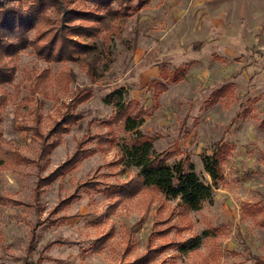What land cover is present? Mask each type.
Here are the masks:
<instances>
[{
    "label": "rangeland",
    "instance_id": "374dc122",
    "mask_svg": "<svg viewBox=\"0 0 264 264\" xmlns=\"http://www.w3.org/2000/svg\"><path fill=\"white\" fill-rule=\"evenodd\" d=\"M65 1L79 10L93 9L90 3ZM46 15L56 19L49 12ZM167 15L166 0H150L142 9L129 13L119 30L101 32L98 38L110 65L97 82L90 80L81 63H48L30 48L15 59H4L13 79L0 86V149L12 150L14 158L0 155V264H122L144 254L147 247L186 241L204 231L209 235L201 237L197 250L180 253L172 245L150 264H254L252 258L256 257L264 261V74L256 75L252 86L240 79L235 90L212 105V89L202 88L192 74L178 84L160 81L166 91L158 93L159 83L141 82L136 65L141 52L150 48L152 37L166 28ZM33 35L34 31L29 33V37ZM122 87L124 98L143 108L139 131L153 140V149L176 153L169 163L185 158L210 184L201 157L210 154L220 141L226 145L220 161L222 179L213 187L212 199L200 210L181 216L177 199H164L156 191L144 189L124 200L110 218L99 220L107 200L99 192L80 191L81 197L62 212L71 218L60 226L37 228L31 242L30 230L37 218L43 219L78 184L92 180L106 187L125 183L136 174L135 168L118 162L119 151L104 140L108 133L115 142L123 139L117 123L108 125L114 108L104 100ZM83 89L90 90L89 97L76 104L74 96ZM71 99L76 104L73 113L82 119L60 136L42 175L65 161L87 131L103 138L86 146L94 150L93 156L44 190L43 212L38 216L25 205L30 203L37 178L32 161L38 151V135L49 136ZM168 226L172 228L166 238L156 234ZM110 231L112 237L94 253L91 245ZM57 239L71 243L43 250Z\"/></svg>",
    "mask_w": 264,
    "mask_h": 264
},
{
    "label": "trees",
    "instance_id": "16d2710c",
    "mask_svg": "<svg viewBox=\"0 0 264 264\" xmlns=\"http://www.w3.org/2000/svg\"><path fill=\"white\" fill-rule=\"evenodd\" d=\"M69 1L74 2L75 0ZM78 1L82 2L83 5L90 3L93 9L79 10L70 7L65 0H0V86L9 84L13 79L12 71L6 67L4 59H15L20 52L27 48H30L36 56L48 63H81L86 68L90 80L99 81L109 68L110 57L104 56V50L101 48L103 43H100L98 35L109 30H119V25L128 20L129 13L134 9H142L150 0ZM46 12L55 15L56 19L51 20ZM44 26L47 29L42 31ZM33 31V37H29V33ZM90 39L92 41L89 42ZM183 75V70L172 72H168L166 69L161 70L164 81L171 83L177 82ZM55 81L60 83L62 79L56 78ZM156 88L158 93L166 91L165 84L157 85ZM77 91L74 96L76 104L89 97V89ZM224 93V89L213 92L212 103L222 98ZM124 94L125 89L122 87L104 98L105 102L114 108V118L108 120V125L117 123L123 133V139L120 142H115L112 134L108 133L109 138L104 140L113 144L119 151L120 159L118 162H122L125 167L135 168L136 174L125 183L106 187L104 184L92 180L78 184L70 195L59 199L43 219L37 218L35 224L31 226V242L36 238L35 231L37 228L60 226L71 218L70 215L62 212L73 201L81 197L80 191L89 192L93 190L101 193L107 200L108 206L99 220L110 218L124 200L136 196L144 189L154 190L164 199H177V204L181 209L178 215L181 216L200 210L205 202L212 199L213 187L222 179L220 161L227 152L226 145L220 141L215 144L210 154L201 157L204 172L211 180L209 184L194 171L193 165L188 163L185 158L181 157L177 161L169 163V160L176 155L175 152L157 153L153 149V140L139 131L145 114L143 108L134 100H126ZM73 104V99H71V103L64 106L63 111L59 114V119L54 122L50 129L49 136L38 135V151L36 158L32 161L37 178L31 189L30 203L25 204L31 207L38 216L43 212L41 197L44 190L55 180L72 171L77 164L93 156L94 150L86 148V146L94 139L101 141L103 138L100 137L102 135H93L87 131L76 143V148L65 161L46 175H42L47 167L48 156L58 146L60 136L66 133L70 125L82 119V115L73 113V108L76 105L73 106ZM52 137L54 139L48 141ZM0 155L3 156L2 158H14L10 149L6 151L0 149ZM11 203L18 206L24 205L18 201H11ZM170 228L172 227L168 226L163 231H157L156 234L166 238ZM208 235V231L202 233V236ZM202 236L194 235L186 241L175 244L168 242L163 246L147 247L144 254L122 264L153 263L161 250L172 245L180 253L195 251L200 246ZM111 237L112 232L110 231L97 239L90 249L94 253H98L102 245ZM70 243L66 240L57 239L48 242L43 250L54 245ZM252 259L254 264L264 263L257 257Z\"/></svg>",
    "mask_w": 264,
    "mask_h": 264
},
{
    "label": "crops",
    "instance_id": "0c3cea01",
    "mask_svg": "<svg viewBox=\"0 0 264 264\" xmlns=\"http://www.w3.org/2000/svg\"><path fill=\"white\" fill-rule=\"evenodd\" d=\"M166 4V28L152 37L136 65L141 82L160 85L165 82L162 69L183 70V79L170 84L192 74L202 88L212 89V105L235 90L240 79L252 86L256 75L264 74V0H166ZM221 89L224 96L212 103V93Z\"/></svg>",
    "mask_w": 264,
    "mask_h": 264
}]
</instances>
